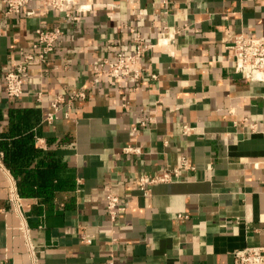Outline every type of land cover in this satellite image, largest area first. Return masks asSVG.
Instances as JSON below:
<instances>
[{"label": "crops", "instance_id": "1", "mask_svg": "<svg viewBox=\"0 0 264 264\" xmlns=\"http://www.w3.org/2000/svg\"><path fill=\"white\" fill-rule=\"evenodd\" d=\"M77 4L93 7L79 21L36 2L8 14L0 2V264H234V251L264 246V82L236 72L226 47L240 33L264 36V0ZM57 27L48 62L8 98L5 74L38 28ZM137 34L156 44L139 81L102 78L68 119L47 121L101 59L134 53ZM179 157L189 169L141 190L140 177ZM110 190L125 206L115 220Z\"/></svg>", "mask_w": 264, "mask_h": 264}, {"label": "built area", "instance_id": "2", "mask_svg": "<svg viewBox=\"0 0 264 264\" xmlns=\"http://www.w3.org/2000/svg\"><path fill=\"white\" fill-rule=\"evenodd\" d=\"M0 2L7 7L8 14H19L30 3L36 2L37 8L42 9L44 13L59 11L74 21H79L83 14L93 8L92 5H78L77 0H0ZM162 3L168 4L170 0H162ZM26 14L33 15L34 10H29ZM175 33V31L163 33L157 44H168L174 38ZM63 34L64 31L60 27L53 30L42 28L36 30L32 52L26 54L4 76L5 94L8 98L15 99L24 94L25 74L31 66H44L48 62L49 56L55 51L56 44ZM133 40L136 46L134 53H118L114 59H101L94 66L95 77L88 85L75 88L66 95H58L51 103L53 112L47 117V121L53 122L60 117L68 119L71 116L74 103L88 97L87 87L95 86L102 78L107 79L110 85L118 88H124L127 81H139L143 72V55L152 50L156 44H147L139 34ZM226 47L232 52L235 59L236 72L244 74L249 81L264 82V36L240 33ZM151 78L156 80L157 75L152 74ZM138 150L133 147L125 149L126 152H138ZM189 168L188 160L185 157H179L177 166L172 171L165 172L161 176H142L139 179V186L141 190L148 193L149 186L179 177L183 170ZM12 198L17 201L18 195L13 193ZM106 199L108 214L112 220H115L120 213L125 211V206L114 191L110 190ZM233 257L234 264H264V246L255 245L238 249L234 251Z\"/></svg>", "mask_w": 264, "mask_h": 264}]
</instances>
